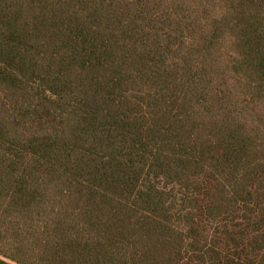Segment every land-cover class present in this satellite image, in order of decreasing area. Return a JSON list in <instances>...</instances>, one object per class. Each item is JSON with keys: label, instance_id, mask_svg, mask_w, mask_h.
<instances>
[{"label": "trees", "instance_id": "1", "mask_svg": "<svg viewBox=\"0 0 264 264\" xmlns=\"http://www.w3.org/2000/svg\"><path fill=\"white\" fill-rule=\"evenodd\" d=\"M0 252L264 264V0H0Z\"/></svg>", "mask_w": 264, "mask_h": 264}, {"label": "rangeland", "instance_id": "2", "mask_svg": "<svg viewBox=\"0 0 264 264\" xmlns=\"http://www.w3.org/2000/svg\"><path fill=\"white\" fill-rule=\"evenodd\" d=\"M5 263V264H17L16 262H13L12 260L8 259L6 256H4L0 252V264Z\"/></svg>", "mask_w": 264, "mask_h": 264}]
</instances>
